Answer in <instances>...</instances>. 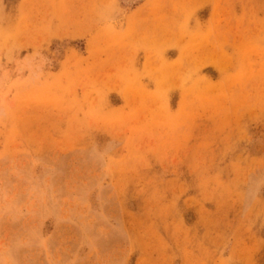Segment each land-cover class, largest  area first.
<instances>
[{
  "label": "rangeland",
  "instance_id": "1",
  "mask_svg": "<svg viewBox=\"0 0 264 264\" xmlns=\"http://www.w3.org/2000/svg\"><path fill=\"white\" fill-rule=\"evenodd\" d=\"M0 264H264V0H0Z\"/></svg>",
  "mask_w": 264,
  "mask_h": 264
}]
</instances>
